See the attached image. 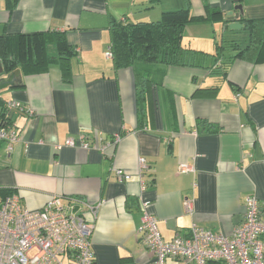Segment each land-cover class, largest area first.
Wrapping results in <instances>:
<instances>
[{"label": "crops", "instance_id": "1", "mask_svg": "<svg viewBox=\"0 0 264 264\" xmlns=\"http://www.w3.org/2000/svg\"><path fill=\"white\" fill-rule=\"evenodd\" d=\"M186 3L200 17L184 26L187 63L116 69L105 56L112 20L155 21ZM236 4L244 18H264V0H18L11 10L0 0V35L62 31L76 50L68 80L56 66L15 71L22 86L0 91V112L9 100L33 112L12 111L4 121L20 139L9 153L0 140V189L30 209L52 194L98 204L93 264L151 261L136 233L143 202L166 241L187 236L193 223L229 233L249 194L264 212V60L231 58L233 46L248 42L247 30L224 25ZM67 138L77 145H64ZM116 168L129 179L120 181Z\"/></svg>", "mask_w": 264, "mask_h": 264}, {"label": "built area", "instance_id": "2", "mask_svg": "<svg viewBox=\"0 0 264 264\" xmlns=\"http://www.w3.org/2000/svg\"><path fill=\"white\" fill-rule=\"evenodd\" d=\"M105 56L111 58L110 46ZM5 111L7 116L12 111L33 115L28 106L17 100L7 101ZM19 139L16 130L0 121V140L6 143L8 153ZM117 140L115 136L104 147ZM64 145L75 147L77 144L67 138ZM78 146L89 148L82 139ZM138 165L139 172L146 169L144 159L139 158ZM180 170H186L184 165H180ZM115 172L120 181L130 177L121 168ZM184 206L191 211L190 200L186 199ZM83 208L91 219L83 215ZM97 208L98 204L58 194L50 195L38 209L21 205L16 194L0 198V264H93L91 234ZM142 208L141 225L136 233L140 244L151 253L148 264H165L166 258L179 264H264V212L253 194L246 196L243 219L229 233L193 223L187 236L175 235L168 241L161 237L146 202Z\"/></svg>", "mask_w": 264, "mask_h": 264}, {"label": "trees", "instance_id": "3", "mask_svg": "<svg viewBox=\"0 0 264 264\" xmlns=\"http://www.w3.org/2000/svg\"><path fill=\"white\" fill-rule=\"evenodd\" d=\"M18 0H7L8 9H12ZM238 3V0H235ZM220 14L213 11V15ZM240 14L239 16H241ZM237 19L242 29L248 31V42L242 47L232 48L231 58L264 60V18ZM200 17L189 15V5L161 13L155 21H128L126 18L112 20L110 30V50L113 66L118 68L133 67L137 61L158 64L187 63L184 61V48L181 45L184 26ZM238 45V44H237ZM76 50L66 40L62 31L48 30L32 33H22L14 36L0 35V63L5 73L19 72L21 74L39 73L48 70L50 66L59 68L63 79L68 80L72 74V60ZM215 55V54H214ZM225 70V66L223 68ZM143 85L145 80H138ZM137 85V82H136ZM22 85L15 84L14 87ZM7 115L5 105L0 112V119L5 121ZM9 190L0 189L1 197L11 195Z\"/></svg>", "mask_w": 264, "mask_h": 264}, {"label": "water", "instance_id": "4", "mask_svg": "<svg viewBox=\"0 0 264 264\" xmlns=\"http://www.w3.org/2000/svg\"><path fill=\"white\" fill-rule=\"evenodd\" d=\"M233 10L235 11L233 16L231 12L226 13V17L228 19H237L238 16L243 13L241 4L234 5ZM228 27L230 29H236V28L238 29L241 28L242 25L238 22L233 21L228 24ZM15 80H16L15 72L5 73L0 63V91L9 86H14Z\"/></svg>", "mask_w": 264, "mask_h": 264}]
</instances>
